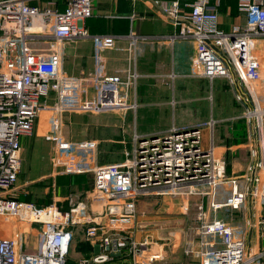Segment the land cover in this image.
<instances>
[{
	"label": "built area",
	"instance_id": "1",
	"mask_svg": "<svg viewBox=\"0 0 264 264\" xmlns=\"http://www.w3.org/2000/svg\"><path fill=\"white\" fill-rule=\"evenodd\" d=\"M27 1L0 0V226L13 228L10 237L0 236V264H66L74 231L92 248L77 264H186L166 258L167 243L155 250L157 244L148 237L137 238L141 198L207 197L213 213L240 210L252 202L264 204V0H237L243 25L226 30L219 23L220 0L152 2L178 28L175 38L194 42L190 77L222 79L229 85L249 141L250 160L240 177L226 176L225 160L214 146L213 120L172 127L165 134L134 133L131 152L126 151L117 164L97 162L95 141L64 139L65 114L125 115L136 109L140 75L135 49L145 37L132 31L127 35L128 66L123 73L96 69L86 76H70L63 70L64 43L91 38L99 50H110L117 37L89 35L85 21L92 17L94 0H67L62 11L41 10ZM31 45L42 47L33 50ZM40 116L43 138L51 145L52 170L92 174L89 203L62 210L55 204L42 206L10 196L21 171L20 139L32 136ZM201 126L209 130L207 142ZM224 185L227 193L220 201ZM197 208L198 239L184 252L192 264H264V250L247 248V229L254 226L250 221L244 229L217 219L206 221L203 204ZM257 226L264 235V217ZM21 227L38 234L35 253L22 252Z\"/></svg>",
	"mask_w": 264,
	"mask_h": 264
},
{
	"label": "crops",
	"instance_id": "2",
	"mask_svg": "<svg viewBox=\"0 0 264 264\" xmlns=\"http://www.w3.org/2000/svg\"><path fill=\"white\" fill-rule=\"evenodd\" d=\"M154 1L157 0H94L92 17L85 21V26L91 37L107 35L117 37L114 47L110 50H99L94 39L91 38L66 42L63 44L64 72L70 76H86L96 69H102L109 74L123 73L128 66L127 47L129 41L127 35L132 31L138 37H145V40L137 42L135 49L136 70L140 75L135 91L136 109L134 111H127L125 115L111 112L103 113L100 116L98 115L94 117H97L98 120L100 119L104 123L102 129L110 131V135L111 132H113V139L111 141H119V133L124 129L130 128V130H134V133L137 134L134 123L137 120V112L142 114L141 117L144 121L152 120L151 123L140 130L141 136L164 133L172 127L187 128L198 125L200 122L204 124L210 120L216 122L213 128L214 134L215 128L222 122L233 125L236 123L233 122L234 120H240L241 110L239 107L234 108L231 115L221 116L218 114V109L222 106V100L220 104H218L217 110H214L213 87L214 84L217 83L222 85L223 81L214 80L213 82H210L205 79L190 77L191 61L195 56V44L192 40L175 38L178 28L174 27L170 21L156 11L152 5V2ZM178 1L181 5L188 2V0ZM66 2L67 0L27 1L28 5L41 10L47 7H55L59 11H62L65 8ZM217 10L219 12L220 27L222 29H229L233 24L243 25V17L238 11L237 0H220ZM38 46H40L38 49L42 47L41 45ZM179 81H184V84H180ZM224 84L227 85V90L229 92L227 97H229L231 89L227 83L224 82ZM185 109L187 112L193 113V117L196 118L190 119V122L187 121L186 118H184ZM178 111L183 112V114L179 113L178 115ZM42 120L43 118L40 116L32 136L22 137L20 139L21 145L25 141L45 142L43 138L45 130L41 124ZM64 127L63 124V136ZM203 135L204 141L207 142L209 139V130L206 135L204 133ZM64 139L78 141L65 136ZM79 141L97 142V162L100 165H103V163H101V150L99 147L101 142L96 139ZM248 142L249 141H242L236 145H228L229 148H227L231 150L237 148L246 150V163L244 169L240 170L238 165H233L232 161L231 163H229L230 161H228V163L226 162L225 172L228 177H240L244 174L245 168L250 160ZM39 143L40 142L34 144L38 145ZM214 146L217 154L221 156L220 148L216 143ZM234 156L235 155H231V159H233ZM114 160L112 161L114 162ZM122 161L120 160L112 164H117ZM51 172L53 175L56 174V172L52 171V168ZM39 179H42V177L39 176L37 180ZM35 181L36 180L32 179L26 184ZM224 193H227L226 185L220 189V195L222 196ZM206 204V213L211 217V219L206 217V221H211L213 219L219 220L221 215L217 216V214L221 211L225 213L222 214L225 218V223L232 227L244 229L245 224L250 221L254 226L252 229H247L245 237L247 248L251 251H257L260 249L261 233L257 227V222L261 217H264V204L252 202L240 210L231 211L223 209L225 210L223 211L221 209L218 213L216 212L217 214H213L208 203ZM95 206L96 204L94 203L90 208L93 207V209H95ZM176 207L177 203H175V208ZM170 208H172V206H170ZM170 208L166 209V211ZM234 213L238 214L237 219L232 216ZM146 224L151 226V223L149 222ZM26 230L27 234H34L36 236V244H32V246L28 247L29 250L33 251L32 253H35L39 244L38 234L29 227H21L22 232H26ZM147 232L150 234L147 235ZM147 232H142V235H138L137 238L142 239L143 237H148L151 240L159 239L155 237V231L148 230ZM0 236L10 237L11 228L9 227L7 230L0 232ZM162 237L165 239L167 236ZM23 248L24 247L22 246V249ZM166 258L169 260H182L186 264H192L191 258L185 257L183 254H169L166 252Z\"/></svg>",
	"mask_w": 264,
	"mask_h": 264
},
{
	"label": "rangeland",
	"instance_id": "3",
	"mask_svg": "<svg viewBox=\"0 0 264 264\" xmlns=\"http://www.w3.org/2000/svg\"><path fill=\"white\" fill-rule=\"evenodd\" d=\"M30 47L33 50L39 48L38 45H31ZM220 80L223 81V84L224 82L227 83L225 80ZM179 82L182 85L184 84V81ZM222 85H219L217 83L214 84L213 87L214 110H217L218 104H220V102L223 100L222 106L218 109V114L221 116H228L231 115V112L234 110V108H237L238 106H236L237 104L235 103L232 94L227 97L229 93L227 90V85ZM179 113L183 114V112L181 111H178V115ZM184 114V118H186V120L189 122L190 119L196 118L193 117V113L187 112L186 109L184 110ZM141 115L142 114L140 112H137V120L134 122L135 130L137 131V134H139V136H141L140 130H142L144 126L152 122V120L144 121ZM94 117L95 116H92L91 114L70 113L63 115V124L65 126L64 136L78 141L85 139L99 140V142H101L99 147L101 150V163H103V165L112 164L120 160L122 161V158H125V152L127 151L128 153H130L132 150V138L134 135V130H130V128L124 129L119 133V141H111L113 139V132H111L110 135V131L102 129L104 123L100 119L98 120L97 117ZM233 122L236 123L231 125L222 122L215 128L214 144L216 143V145L220 148V157L225 160V163H228V161H230L229 163H231L232 161L234 166L238 165L239 169L242 170L244 169L246 163V150L240 148L231 150L228 149V145L231 146V144L236 145L238 143H241L242 141H248L247 127L245 121L241 118L240 120H234ZM199 124L203 123L200 122ZM201 130L206 135L208 128L205 126H201ZM99 138L101 139V141ZM37 142L40 143L38 145H35L34 143ZM231 155H235L233 159H231ZM51 156V146L44 141H25L22 144L21 171L18 175L17 182L15 183L14 188L10 193V196L19 200L22 199L25 201L36 202V204L39 203L38 205L42 206L55 204L63 209H69L71 206L79 202L89 203L88 195L91 191L90 189L93 183L92 174L58 173L53 175L50 168ZM112 160H114V162ZM39 176L42 177V179L37 180ZM226 176L228 175L226 174ZM32 179L36 181L26 184ZM225 195L226 193H224V196ZM219 200H222V196L219 197ZM175 203H177L176 208ZM206 203H208L207 197H205L204 199L193 196L184 198L154 195L146 198L143 197L139 200L137 206L138 217L135 229L136 235H142V232L146 233L148 230L155 231V234H153L156 238H159L152 240L157 244L154 247L155 250L160 249L161 244L167 243L168 246H164L165 252L184 255L185 250L191 248V243H195L198 239L197 227L200 224V221H198L199 210L197 206L203 204V211L206 213ZM170 206H172V208H170ZM168 208L170 209L166 211V209ZM90 210L94 215L93 207ZM223 213L224 212L221 211L217 214V216L221 215L219 217V220L221 219V221L223 220L225 222V218L222 215ZM237 215V213H234L232 216L237 219ZM206 217H209V219H211V217L207 213ZM148 222L151 223V226H148V224H146ZM7 225L8 224H3L0 226V228L3 230H7L9 228ZM11 231H13V228H11ZM23 234L24 236L22 237L21 243L24 248L22 249V252L32 253L33 251L29 250L28 247L32 246V244H36V236L34 234H27V230L26 232L23 231ZM146 234L149 235L150 233L147 232ZM74 235L75 238L71 243L69 253L66 257V264H77L79 258L81 256H85L84 253H79L77 251V246L82 238L81 235L78 234L77 231H74ZM162 236L167 237L164 239ZM170 240L174 242L170 243ZM258 250H264V235H261V247Z\"/></svg>",
	"mask_w": 264,
	"mask_h": 264
},
{
	"label": "trees",
	"instance_id": "4",
	"mask_svg": "<svg viewBox=\"0 0 264 264\" xmlns=\"http://www.w3.org/2000/svg\"><path fill=\"white\" fill-rule=\"evenodd\" d=\"M21 201H25V200H22V199H20ZM34 203H36V202H34ZM39 204V203H38ZM61 208V207H60ZM62 210H67V209H63V208H61ZM77 251L79 252V253H84V255L85 256H88L90 253H91V251H92V248H91V246H89V245H86L85 243H83V242H79V244H78V246H77Z\"/></svg>",
	"mask_w": 264,
	"mask_h": 264
},
{
	"label": "bare ground",
	"instance_id": "5",
	"mask_svg": "<svg viewBox=\"0 0 264 264\" xmlns=\"http://www.w3.org/2000/svg\"><path fill=\"white\" fill-rule=\"evenodd\" d=\"M35 29H37L38 27H39V24H38V22H35Z\"/></svg>",
	"mask_w": 264,
	"mask_h": 264
}]
</instances>
